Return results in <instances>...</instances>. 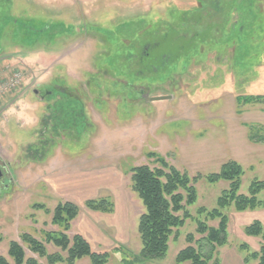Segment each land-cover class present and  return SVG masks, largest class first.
Returning a JSON list of instances; mask_svg holds the SVG:
<instances>
[{
    "label": "rangeland",
    "instance_id": "374dc122",
    "mask_svg": "<svg viewBox=\"0 0 264 264\" xmlns=\"http://www.w3.org/2000/svg\"><path fill=\"white\" fill-rule=\"evenodd\" d=\"M0 56V70L22 73L21 88L0 95V255L9 264L11 240L48 264L23 233L48 254L66 255L46 241L62 231L51 219L63 201L79 206L69 238L84 231L94 250L137 253L143 206L130 168L156 166L150 152L190 177L233 159L243 169L240 194L253 179L264 184V0H0ZM258 94L261 101H236ZM155 96L167 98L147 100ZM71 169L96 175L100 183L86 193L110 197L112 213L90 212L84 196L72 199L57 185L53 192L50 177ZM228 184L197 180L196 201L185 206L192 219L171 235L165 257L148 264H176L188 244L220 264H256L243 261L261 242L245 227L258 220L264 228V205L223 209L222 246L185 239L201 237L196 219L217 225L197 210L216 207ZM257 198L264 202V187Z\"/></svg>",
    "mask_w": 264,
    "mask_h": 264
},
{
    "label": "trees",
    "instance_id": "16d2710c",
    "mask_svg": "<svg viewBox=\"0 0 264 264\" xmlns=\"http://www.w3.org/2000/svg\"><path fill=\"white\" fill-rule=\"evenodd\" d=\"M262 95H238L236 101L239 104H247L261 101ZM156 164L150 167L142 164L130 168L131 188L141 201L143 212L138 217L137 232L140 241V249L137 253L126 251L121 246L110 249L94 250L90 242L82 233H75L69 238L65 232L69 230L70 223L76 218L79 206L71 201L58 202L52 210L53 224L58 225L62 231H50L46 233V241L52 242L66 253L65 256L58 253L48 254L41 241L28 233L21 234L22 242L38 258H45L48 264H74L83 257H88L89 264H148L152 260L162 259L168 250V243L173 233L184 225L192 216L185 208L196 201L197 192L194 183L204 179L209 183L219 180L228 181V188L224 189L217 198L216 207L206 210L198 208L197 213H205L207 218L218 219L216 226H208L205 221L196 219V233L201 237L194 240V236L188 233L185 237L188 243L205 241L208 244L222 246L227 242L228 217L223 209L233 205L237 210L254 208L264 205L257 198V194L264 187L262 181L253 179L248 187V195L238 193L240 177L243 173L241 165L233 159L221 164L217 172L196 174L190 177L187 172L180 171L169 164L164 157L155 152L147 154ZM37 205V204H36ZM86 209L94 212L112 213L114 202L108 196L86 199L83 202ZM245 233L249 236L260 237V245L257 251L249 253L243 261L256 260V264H264V228L260 221L255 220L245 227ZM194 247L188 244L180 249L176 256V264L189 262V264H208L213 259V264H220L219 258H213L212 254L204 255L200 244ZM244 249V246H241ZM7 254L14 264H41L36 258L26 256L22 246L15 240L9 241ZM0 264H9L7 259L0 255Z\"/></svg>",
    "mask_w": 264,
    "mask_h": 264
},
{
    "label": "crops",
    "instance_id": "0c3cea01",
    "mask_svg": "<svg viewBox=\"0 0 264 264\" xmlns=\"http://www.w3.org/2000/svg\"><path fill=\"white\" fill-rule=\"evenodd\" d=\"M0 58H2V56H0ZM55 175L57 176L56 179L53 177H50L49 179L50 185L53 188V192L55 185H57L56 187L62 188L63 191L61 192L63 195H69L70 197H72V199L82 196H84L83 197L84 200L93 198L94 196L93 193L87 195L86 192L93 191V189H95L94 186H97V184L100 183L95 181L97 180L95 174H86L83 172V170L80 169L77 170L71 169V171H64ZM90 212L99 213V214H109V213H101L94 211H90ZM83 232L80 231V233Z\"/></svg>",
    "mask_w": 264,
    "mask_h": 264
},
{
    "label": "built area",
    "instance_id": "2783aa9c",
    "mask_svg": "<svg viewBox=\"0 0 264 264\" xmlns=\"http://www.w3.org/2000/svg\"><path fill=\"white\" fill-rule=\"evenodd\" d=\"M22 73L19 70H10L8 66L0 70V95L14 93L21 88Z\"/></svg>",
    "mask_w": 264,
    "mask_h": 264
},
{
    "label": "water",
    "instance_id": "95a60500",
    "mask_svg": "<svg viewBox=\"0 0 264 264\" xmlns=\"http://www.w3.org/2000/svg\"><path fill=\"white\" fill-rule=\"evenodd\" d=\"M167 97L165 96H155V97H148L147 100H163ZM0 175H1V170H0Z\"/></svg>",
    "mask_w": 264,
    "mask_h": 264
},
{
    "label": "flooded vegetation",
    "instance_id": "af4514ba",
    "mask_svg": "<svg viewBox=\"0 0 264 264\" xmlns=\"http://www.w3.org/2000/svg\"><path fill=\"white\" fill-rule=\"evenodd\" d=\"M2 174V173H1ZM1 176V175H0Z\"/></svg>",
    "mask_w": 264,
    "mask_h": 264
}]
</instances>
